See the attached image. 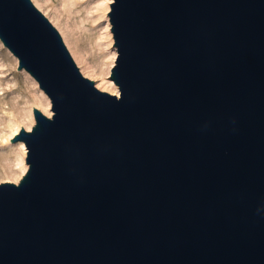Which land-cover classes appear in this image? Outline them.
<instances>
[{"label":"water","instance_id":"1","mask_svg":"<svg viewBox=\"0 0 264 264\" xmlns=\"http://www.w3.org/2000/svg\"><path fill=\"white\" fill-rule=\"evenodd\" d=\"M119 95L31 0L0 43L50 102L0 184V264H264V0H113Z\"/></svg>","mask_w":264,"mask_h":264},{"label":"rangeland","instance_id":"2","mask_svg":"<svg viewBox=\"0 0 264 264\" xmlns=\"http://www.w3.org/2000/svg\"><path fill=\"white\" fill-rule=\"evenodd\" d=\"M35 1L42 5L43 10L63 32L80 63V67H77L80 72L82 68L87 77L82 75L93 81L99 91L111 94L110 83H114L108 78L118 56L113 46H110L109 39L110 35L113 45L107 15L113 0ZM105 12L106 19H103L101 16ZM17 68V59L0 43V184L12 180L20 173L15 160L20 152L17 145L23 143H11L12 146H9L7 140L17 127L20 132L31 126V117L33 127V110L37 106L46 105L37 83L25 71H18Z\"/></svg>","mask_w":264,"mask_h":264},{"label":"bare ground","instance_id":"3","mask_svg":"<svg viewBox=\"0 0 264 264\" xmlns=\"http://www.w3.org/2000/svg\"><path fill=\"white\" fill-rule=\"evenodd\" d=\"M32 1H33L34 6H35V7H36V8H37V9H38V10H39V11H40L45 17H47V19L49 20V22H50V23H51V24L57 29V31L59 32L60 36H61L62 39H63V42H64V44H65L67 50H68L69 53L71 54V57L73 58L74 62L76 63V65H77L78 67H80V63H79V61L76 59L74 53L72 52V50H71V48H70V45H69V43H68L66 37L64 36L63 32L60 30V28L57 27V25H56V23L54 22V20H53L51 17H49L48 14L43 10L42 5L39 4L38 2H36L35 0H32ZM107 10H108V8H107ZM106 13H107V12L103 13V15L101 16V18L106 19ZM107 30H108V27H107ZM109 39H110V46H112V40H111V38H110V35H109ZM112 48H113V47H112ZM114 55H115V54H113V58H114ZM80 69H81V73H82L85 77H87L86 74H85V72L83 71V69H82V68H80ZM35 85H36V84H35ZM110 86H111V88H112V90L110 91V93L118 97V95H119V91H118V89L116 88V86L113 85L112 83H110ZM39 91H40L41 96L43 97V99H44L46 105H45V107L37 106L36 109L40 110V111H41L43 114H45L47 117H50L52 113H51V109H50L51 107H50L49 100H48L47 97L41 92V90H39ZM31 120H32V125H33V118H32V117H31ZM32 125L29 126V127H27V128H26V131H29V132H30V131H31V128H32ZM19 129H20V128L17 127V128L12 132V134L10 135V138H13L15 135H17V134L19 133ZM10 138L7 140V143H6V144H8L9 146H12V144L10 143ZM17 147L19 148V151H20V152H19V154L17 155L15 161H16V166L19 167V171H20V173H19L18 176H15L12 180H9V181H8V182L15 183V184H17V183L19 182V180L22 178V176H23V175L26 173V171H27V165L25 164L26 149H25V147L23 146V144H18Z\"/></svg>","mask_w":264,"mask_h":264}]
</instances>
